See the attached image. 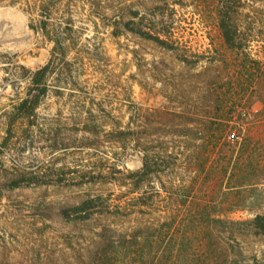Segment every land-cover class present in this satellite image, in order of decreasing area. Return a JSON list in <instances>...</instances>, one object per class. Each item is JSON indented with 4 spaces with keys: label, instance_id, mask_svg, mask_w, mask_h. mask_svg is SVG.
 Returning <instances> with one entry per match:
<instances>
[{
    "label": "rangeland",
    "instance_id": "374dc122",
    "mask_svg": "<svg viewBox=\"0 0 264 264\" xmlns=\"http://www.w3.org/2000/svg\"><path fill=\"white\" fill-rule=\"evenodd\" d=\"M223 1L0 0V141L6 136V114L26 95L27 71L52 58L53 45L39 30L42 5L52 9L48 30L64 38V55L55 58L36 126L27 129L20 123L1 157L0 264H89L92 225L68 224L61 212L91 195H117L121 188L31 186L8 191L7 182L16 173H52L63 166L66 180L114 164L135 171L141 156L119 142L128 124L136 129L145 122L156 140L177 132L170 123L173 114L211 116L212 96L206 89L227 76L220 61L235 60L217 28ZM229 1L240 31L249 32L253 41L250 55L262 60L264 0ZM130 21L147 31L170 30L180 49L168 51L128 32L123 26ZM258 195L264 202V187ZM256 212L264 213V207ZM251 216L239 211L230 217ZM217 243L228 250L233 264H264V237L225 230Z\"/></svg>",
    "mask_w": 264,
    "mask_h": 264
},
{
    "label": "trees",
    "instance_id": "16d2710c",
    "mask_svg": "<svg viewBox=\"0 0 264 264\" xmlns=\"http://www.w3.org/2000/svg\"><path fill=\"white\" fill-rule=\"evenodd\" d=\"M234 9L229 0L217 9L222 45L235 60L220 61L227 76L206 89L212 96L211 116L173 114L170 123L177 132L156 140L145 122L136 129L128 124L119 142L124 150L131 148L141 156V167L135 171L114 164L66 180L63 166L52 173H16L7 182L8 191L31 186L121 188L117 195H91L61 212L68 224L92 225L89 264H233L228 250L217 243L221 232L264 237V213L256 212L264 207L258 197L264 187V58L250 55L253 41L249 32L240 31ZM51 10L40 7L44 19L39 30L53 45L52 58L36 71H27L26 95L6 114L0 176L5 172L1 157L10 149L18 125L36 126L55 58L64 55L62 34L48 30ZM123 28L165 50L180 49L170 30L147 31L133 21ZM180 59L189 64L186 56ZM239 211L252 216L231 219Z\"/></svg>",
    "mask_w": 264,
    "mask_h": 264
}]
</instances>
